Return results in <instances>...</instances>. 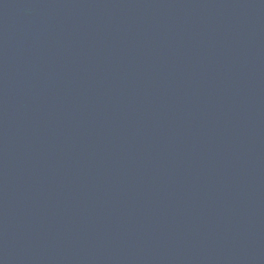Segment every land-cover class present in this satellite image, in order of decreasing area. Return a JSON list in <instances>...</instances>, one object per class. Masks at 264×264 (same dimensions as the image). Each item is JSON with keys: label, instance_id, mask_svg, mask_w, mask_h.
<instances>
[{"label": "water", "instance_id": "1", "mask_svg": "<svg viewBox=\"0 0 264 264\" xmlns=\"http://www.w3.org/2000/svg\"><path fill=\"white\" fill-rule=\"evenodd\" d=\"M0 264H264V0H0Z\"/></svg>", "mask_w": 264, "mask_h": 264}]
</instances>
